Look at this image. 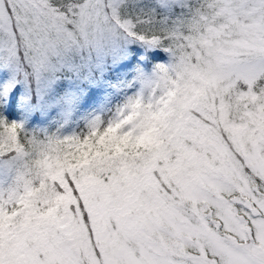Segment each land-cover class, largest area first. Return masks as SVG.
I'll use <instances>...</instances> for the list:
<instances>
[{
	"label": "snow or ice",
	"instance_id": "snow-or-ice-1",
	"mask_svg": "<svg viewBox=\"0 0 264 264\" xmlns=\"http://www.w3.org/2000/svg\"><path fill=\"white\" fill-rule=\"evenodd\" d=\"M124 35L169 53L157 99L70 136L0 120V264H264V0H0V103Z\"/></svg>",
	"mask_w": 264,
	"mask_h": 264
},
{
	"label": "rangeland",
	"instance_id": "rangeland-1",
	"mask_svg": "<svg viewBox=\"0 0 264 264\" xmlns=\"http://www.w3.org/2000/svg\"><path fill=\"white\" fill-rule=\"evenodd\" d=\"M148 3L149 0H145V4ZM161 50L163 49L160 47L151 46L133 37L120 36L102 54L93 53L90 56L86 55L85 58H75L72 63L79 64L78 69L72 67L57 69L54 78L46 84L37 81L35 85H29L25 78L12 90L15 99L9 96L5 103H0L3 105L0 110L10 123L21 126L23 131L26 130L29 134L41 136L82 134L84 126L90 128L94 124L100 125L107 114L115 116L119 112L117 105L122 103L120 101L131 90L140 95L143 89V94L146 95L149 90L153 89L155 92L164 87L162 75L158 70H148L147 65H144L148 58L157 56ZM133 52L143 54L144 58L143 66L135 74L132 73L133 67L128 66ZM167 59L171 61L170 55ZM164 62L165 59L159 63ZM84 82H87V89ZM66 93L75 98L71 107L64 109L51 102L52 107L47 112L41 110L42 105L50 102L49 97L59 98ZM52 126L56 128L50 131ZM145 141L146 144L152 143V132L146 134ZM22 159V156L12 153L0 154V188L8 185L5 189L7 191L16 183ZM14 168L15 172L12 175Z\"/></svg>",
	"mask_w": 264,
	"mask_h": 264
},
{
	"label": "trees",
	"instance_id": "trees-1",
	"mask_svg": "<svg viewBox=\"0 0 264 264\" xmlns=\"http://www.w3.org/2000/svg\"><path fill=\"white\" fill-rule=\"evenodd\" d=\"M142 56H143V54L141 55V54H138L137 52H133L132 53V56H131V59H130L129 63H130V65H133L132 66L133 67V69H132V73L133 74L137 73L139 71V69H141V67L143 66L142 64H143V59L144 58ZM156 59L152 58V57L148 58L147 59L148 61L145 62V64L148 65V68H150V69L152 68V69L158 70V72L162 75L161 66H168L171 63V61L169 62V59L165 58L166 59L165 62L160 64L159 62H154V61H156ZM152 62H154V63H152ZM110 74H112V72H110ZM84 86H85V89H87V87H88L87 82H84ZM163 90H164V87L163 88H159V90H157L155 92H153V89H152V90H149L146 95L143 94V89H141L140 95L136 94L134 91L131 90V92H129L127 94V96L123 97V99L120 101L122 103H119L120 105H117L118 109H119V112L113 117L110 116L111 114L110 115H108V114L105 115L103 117L102 123L100 125L101 126H107L109 123H113V122L117 121L118 119H120L121 118V113L123 112L124 114H127V111L129 110V105L131 103L137 101V100H139L142 104H148L149 102L154 101L155 99H157L163 93ZM85 99L87 101V97ZM13 105L14 104H12V106ZM2 106L3 105L1 104L0 108ZM17 112H18V110H17ZM12 113H13V110L11 111V118H12ZM0 120H6L7 122H9V119L7 117L6 118L4 117V114L2 113V110H0ZM87 130H88V127L84 126L83 132L87 131ZM149 131L152 132V133L154 132V130H149ZM24 132H26V130ZM146 134H145L144 139H143V142L145 144H146V141H145ZM22 169H23V165L19 168L18 174L22 171ZM7 187H8V185H5L4 187L0 188V193H4L6 191L5 189Z\"/></svg>",
	"mask_w": 264,
	"mask_h": 264
}]
</instances>
